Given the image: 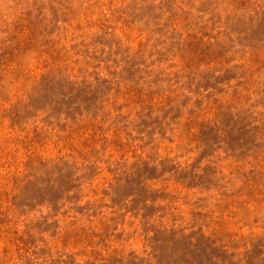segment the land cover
<instances>
[{"label":"rangeland","instance_id":"rangeland-1","mask_svg":"<svg viewBox=\"0 0 264 264\" xmlns=\"http://www.w3.org/2000/svg\"><path fill=\"white\" fill-rule=\"evenodd\" d=\"M0 264H264V0H0Z\"/></svg>","mask_w":264,"mask_h":264}]
</instances>
